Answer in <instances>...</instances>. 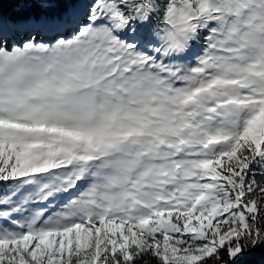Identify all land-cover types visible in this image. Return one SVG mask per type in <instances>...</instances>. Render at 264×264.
<instances>
[{"label": "snow or ice", "instance_id": "obj_1", "mask_svg": "<svg viewBox=\"0 0 264 264\" xmlns=\"http://www.w3.org/2000/svg\"><path fill=\"white\" fill-rule=\"evenodd\" d=\"M0 264H264V0H0Z\"/></svg>", "mask_w": 264, "mask_h": 264}]
</instances>
